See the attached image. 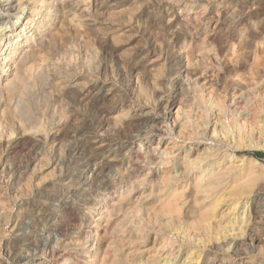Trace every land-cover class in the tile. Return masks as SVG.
Returning a JSON list of instances; mask_svg holds the SVG:
<instances>
[{"label":"rangeland","instance_id":"374dc122","mask_svg":"<svg viewBox=\"0 0 264 264\" xmlns=\"http://www.w3.org/2000/svg\"><path fill=\"white\" fill-rule=\"evenodd\" d=\"M59 10L49 28L40 27L26 45L32 49L40 42L37 50L44 53L28 62L30 68L26 65V88L10 91L4 85L12 75L0 78V264H60L59 256L65 254L74 255L71 264H85L87 246L100 244L91 237V223L102 216L99 207L108 194L106 212L113 209V214L107 217L115 226L105 224V213L101 233L112 230L105 232L104 241L117 242L121 251L112 253L124 264L164 259L181 264L193 248L203 253L199 264L229 258L226 264H264V0H91ZM16 14L2 23L0 19V25L10 26ZM218 121L227 134L216 142L220 152L249 157L259 173L245 236L230 235L221 243L214 237L202 245L195 213L201 216L212 197L204 200L192 190L201 171L193 170L177 186L168 180L185 170L183 156L194 158L213 144L211 126ZM181 140H186L183 147H172ZM143 159V173L156 168L144 181L134 182L132 164ZM124 177H129L125 183ZM172 198L179 202L175 205ZM166 201L178 207L176 217L160 211ZM104 246L99 245L101 256Z\"/></svg>","mask_w":264,"mask_h":264},{"label":"bare ground","instance_id":"6f19581e","mask_svg":"<svg viewBox=\"0 0 264 264\" xmlns=\"http://www.w3.org/2000/svg\"><path fill=\"white\" fill-rule=\"evenodd\" d=\"M57 0H0V19H1V23L4 21V20H9V17L10 15H13L15 12H17L16 14V21L15 22H12L10 23L11 25L9 26H1L0 25V78L2 76H6V75H12L11 77H8L6 80V84L4 85V87L8 88L10 91H17L20 90L22 91L24 88H26L25 86H27L26 84V81H25V78H24V74H25V67L26 65L29 67V63L28 62H35L34 59H36V56L38 54H40V50H37L38 48L40 49V44L38 43L37 45L39 46H35L34 48H29L28 49H25L26 48V45L27 43H29V40L30 38L33 36V34H37L38 35V30L40 29V27L44 26L46 27L49 23H52L53 19L54 18H57L59 16V8L62 10L66 9L67 7H69V5H76V6H81L83 7V5H86V4H90L91 3V0H70L67 2V0H62L60 3L59 0L58 2H56ZM73 7V6H72ZM88 7V6H87ZM82 9V8H81ZM80 9V10H81ZM74 10V9H73ZM65 11V10H64ZM63 11V12H64ZM70 11V10H69ZM64 14V13H63ZM73 14V13H72ZM71 14V15H72ZM62 16V15H61ZM74 17V15L72 16ZM70 16V18H72ZM21 20H24L22 21V26H19L20 23H21ZM73 20V18H72ZM77 20V19H76ZM0 23V24H1ZM46 25V26H45ZM49 27L47 26L46 27V30L48 29ZM42 29V28H41ZM45 29V28H43ZM42 29V30H43ZM31 30L32 31V34H29L31 33ZM50 34V33H49ZM24 37V39H23ZM42 37V36H41ZM26 38V39H25ZM40 38V37H39ZM34 40V39H33ZM41 40V39H40ZM43 40V39H42ZM41 40V42H42ZM48 40V38H47ZM50 43V42H49ZM50 45V44H49ZM24 47V49H23ZM23 49V51H21ZM49 51V50H48ZM39 52V53H38ZM42 55L44 53H41ZM41 54L39 56H41ZM50 56V55H49ZM43 58V57H42ZM40 59V57H39ZM38 60V59H37ZM36 60V61H37ZM41 60V59H40ZM39 61V60H38ZM30 63V64H33V63ZM40 62V61H39ZM33 66V65H32ZM31 66V67H32ZM27 67V69H28ZM39 67H40V64H39ZM38 67V68H39ZM30 68V67H29ZM33 70V69H32ZM35 70V69H34ZM64 70V69H63ZM14 71V72H13ZM31 71V70H30ZM32 72L31 71V76H32ZM48 72V71H47ZM45 73V72H44ZM2 74V75H1ZM28 74V73H27ZM30 74V72H29ZM36 75V73H35ZM27 76V75H26ZM30 76V75H29ZM28 76V77H29ZM30 76V77H31ZM45 76V75H44ZM3 77V78H4ZM29 77V79H30ZM33 77V76H32ZM31 77V78H32ZM37 77V76H36ZM43 77V76H41ZM48 77V76H47ZM27 79V78H26ZM32 79H35L32 78ZM31 79V80H32ZM48 79V78H47ZM30 80V81H31ZM37 80V79H35ZM29 81V82H30ZM38 81V80H37ZM42 81V80H40ZM39 81V82H40ZM182 81V80H181ZM28 82V83H29ZM43 82H45L43 80ZM35 83V82H33ZM54 83V82H53ZM2 85V84H1ZM31 85V84H29ZM28 85V86H29ZM62 85V84H61ZM30 87V86H29ZM2 88V87H1ZM28 88V87H27ZM32 88V87H31ZM36 88V87H35ZM37 89V88H36ZM26 90V89H25ZM2 91V89L0 90ZM41 91V89H40ZM7 93V91H5ZM34 92V90H33ZM45 92V91H44ZM24 93V92H23ZM10 94H13L12 92H10ZM8 94V96L10 95ZM17 94V93H15ZM14 94V95H15ZM21 93L19 92V95ZM25 94V93H24ZM13 95V96H14ZM255 95V94H254ZM17 96V95H16ZM27 96V95H25ZM32 96V95H30ZM10 97V96H9ZM33 97V96H32ZM31 97V99H32ZM256 97V96H255ZM13 97H11L12 99ZM17 98V97H16ZM20 99V97L18 98ZM45 99V98H44ZM205 99V98H204ZM30 100V99H29ZM33 100V99H32ZM19 102V101H18ZM22 103V102H21ZM17 104L19 105V103H16V106ZM27 104V103H26ZM34 104V103H33ZM25 105V104H23ZM29 105V104H28ZM219 105V104H218ZM216 106V107H219V106ZM249 105V104H248ZM15 106V107H16ZM258 106V105H257ZM34 107V106H33ZM28 108V107H27ZM214 108V107H213ZM245 108V107H243ZM18 109V108H17ZM22 109V108H20ZM30 109V108H29ZM25 110V109H24ZM27 110V109H26ZM31 110V109H30ZM63 110V109H62ZM61 110V111H62ZM244 110V109H243ZM253 110V109H252ZM22 111V110H21ZM28 111V110H27ZM25 111V113L27 112ZM218 111V110H216ZM246 111V110H245ZM257 111V110H256ZM255 111V112H256ZM218 113V112H217ZM258 113V112H257ZM28 114V112H27ZM170 114V113H169ZM209 114V113H208ZM259 114H262V113H259ZM128 115V114H126ZM179 114H177L178 116ZM247 115V114H246ZM26 116V115H25ZM30 116V115H28ZM186 117V116H185ZM219 117V116H218ZM228 117V115H227ZM252 117V116H251ZM201 118V117H200ZM250 118V117H249ZM254 118V117H252ZM251 118V119H252ZM180 119V118H179ZM206 119V118H205ZM213 119V118H212ZM228 119V118H227ZM244 119V118H243ZM258 119V118H257ZM226 120V119H225ZM254 120V119H252ZM201 121V120H200ZM234 121V120H233ZM250 121V119H249ZM256 121V120H255ZM222 122V121H221ZM221 122L219 123L216 122V123H213V125L211 126L212 127V133L210 134L211 136V143L213 144H207L205 147H202V150H199L201 151L200 153L198 152V154L192 158L191 156L188 157V160L185 158V156H183V163H182V166L184 167L185 170L182 171V173L179 172L177 173V171H175V169H177V167H175L174 171L176 172V174H172L173 176L168 180V185H172L173 183H175V185L177 186L178 184L182 183V181L184 180H188V177L190 175L191 172H193V170H196V171H201L200 174L198 175H195V180L193 181L194 183V188L192 190L195 189V193L196 194H202L204 196V200L208 199V198H211V204H210V207L207 205L206 207L208 209H206V207L204 209V212L202 213L201 216H198L200 214H198L197 212L195 213L197 215V219L199 217V219L201 220L199 225L197 226L201 233L203 234V237L202 239L200 238L198 242H200L202 245L206 242H211L210 240L212 238H216L217 241H224L226 240L230 235H235V239L239 238V237H242V236H245L246 232H247V228H248V224H249V220L250 219V215L249 213L250 212H247L248 208H249V202H250V199L252 198V195L254 194L255 190V186L257 185L256 184V181H257V173L256 174V171L255 169L251 166L250 162L249 161V157L247 156H242V157H239L235 152H230V151H225L224 153L220 152V147L217 146V141L218 140H221L222 137L226 140L227 139V134L224 133L222 131V128L220 129L219 128V124L221 125ZM241 122V121H240ZM262 122V121H261ZM259 123V122H258ZM257 123V124H258ZM196 124V123H195ZM254 124V122H253ZM260 124V123H259ZM258 124V125H259ZM204 125V124H203ZM237 127V126H236ZM257 128H259V126H257ZM264 128V126H263ZM170 129V128H169ZM236 129V128H235ZM240 129V128H239ZM262 129V128H261ZM260 129V130H261ZM168 130V128H167ZM174 131V130H173ZM188 131V130H187ZM193 131V130H192ZM197 131V130H196ZM221 131V133L219 132ZM262 131V130H261ZM161 132V131H160ZM178 132V131H177ZM241 132V131H240ZM245 132V130H244ZM159 133V132H158ZM179 133V132H178ZM263 133V131H262ZM157 134V133H156ZM176 134V133H175ZM180 134V133H179ZM191 134V133H190ZM231 134V133H230ZM244 134V133H243ZM165 135V134H164ZM174 135V134H173ZM177 135V134H176ZM187 135V133H186ZM166 136V135H165ZM180 136V135H179ZM246 136V135H245ZM188 137V136H186ZM193 137V136H192ZM191 137V138H192ZM239 137V136H238ZM184 138V137H183ZM240 138H243L241 137V134H240ZM239 138V139H240ZM262 138V137H261ZM159 139V138H158ZM182 139V138H181ZM229 139V138H228ZM257 139V138H256ZM187 140V139H186ZM186 140H181V141H176V143L172 146L173 148L175 149H178L179 147H183L185 145V141ZM234 140V139H232ZM249 140V139H248ZM171 141V140H170ZM173 141V140H172ZM190 141V140H188ZM194 141V140H193ZM208 141V140H207ZM169 142V141H168ZM181 142V143H180ZM214 142L216 143L215 146H214ZM232 142V141H231ZM240 142V141H239ZM264 142V141H263ZM151 143V142H150ZM161 141H159L157 143V145L153 148V149H157V146L160 145ZM155 144V143H154ZM165 144H168V143H165ZM254 144V143H253ZM140 145V144H139ZM172 145V144H171ZM239 145V144H238ZM130 146V145H129ZM150 146V145H149ZM163 146V145H162ZM264 146V145H263ZM148 147V146H147ZM166 147V145H165ZM138 148V147H137ZM161 148V147H160ZM159 148V149H160ZM171 148V147H170ZM141 149V148H140ZM143 149V148H142ZM168 148H166L167 150ZM232 149V148H231ZM115 150V149H114ZM189 150H193L191 145L189 146ZM233 150V149H232ZM137 151V150H136ZM133 152V151H131ZM127 153V152H126ZM139 153L138 151L137 152H133L131 154V160L129 161V163H132V159L135 157L134 155ZM155 153V152H154ZM177 153V152H176ZM185 153V152H184ZM130 155V154H129ZM141 155V154H139ZM138 155V156H139ZM184 155V154H183ZM180 156V155H179ZM141 157V156H139ZM145 157V156H144ZM146 158V157H145ZM150 158V157H148ZM160 158V156H159ZM159 158L157 160H159ZM141 159V158H140ZM139 159V160H140ZM156 160V161H157ZM187 160V161H186ZM255 163L257 162L256 160H254ZM259 161V160H258ZM138 162V161H137ZM133 163L132 166H133V169L131 170V174L135 180L134 182H142L146 179V177H149L148 175L152 173L151 169L152 168H156L155 166H152L151 169H149V171L147 172L146 170V173L144 171V167H145V164H147L146 160L143 159L142 160V163ZM128 164V163H127ZM258 164V163H257ZM123 165V163H122ZM152 165V164H151ZM124 166V165H123ZM131 166V165H130ZM131 166V167H132ZM181 166V164H180ZM256 166V165H255ZM116 167V166H115ZM108 168V167H107ZM125 168V167H124ZM172 168V167H171ZM244 168H246V171H244ZM257 168V167H256ZM94 169V168H93ZM168 169V168H167ZM126 170V169H125ZM97 172V171H96ZM171 172V171H170ZM264 172V171H263ZM124 173V172H123ZM160 173V172H159ZM172 173V172H171ZM97 174V173H96ZM166 174V173H165ZM168 174V173H167ZM264 174V173H262ZM169 175V174H168ZM163 177V176H162ZM165 178V177H164ZM127 179H129V177H124L122 181L123 183L127 182ZM167 179V178H166ZM190 180V179H189ZM133 181V180H131ZM130 181V182H131ZM150 181V180H149ZM191 181V180H190ZM129 182V181H128ZM151 182V181H150ZM165 181H162V183H164ZM189 182V181H188ZM154 183V182H153ZM121 185V184H120ZM132 185H135L133 184L132 182ZM160 185V184H159ZM186 185V184H185ZM163 186V185H162ZM173 186V185H172ZM182 186V185H181ZM180 186V189H182ZM188 186H189V183H188ZM133 187V186H132ZM187 187V186H186ZM134 188V187H133ZM132 188V189H133ZM138 188V187H137ZM149 188V187H148ZM164 188V187H163ZM178 188V187H177ZM177 188H176V192H177ZM131 189V188H130ZM136 189V188H135ZM147 189V188H146ZM153 189V187H152ZM185 189V188H184ZM162 190V189H161ZM114 191V190H113ZM130 191V190H128ZM132 191V190H131ZM162 192V191H161ZM175 192V190H174ZM173 192V193H174ZM175 192V193H176ZM193 192V193H194ZM130 193V192H129ZM153 193V192H152ZM175 193L173 195H175ZM123 194V195H122ZM121 195L123 197H125L124 193H122ZM127 194V193H126ZM144 194V193H143ZM181 194V193H180ZM179 194V195H180ZM185 194V192L183 193ZM190 194V193H189ZM128 195V194H127ZM163 195V194H162ZM179 195H177L179 197ZM114 196V195H113ZM129 196V195H128ZM159 196V195H158ZM165 196V195H164ZM182 196V195H180ZM184 196V195H183ZM182 196V197H183ZM193 196V195H192ZM121 197V196H120ZM122 197V198H123ZM182 197L180 199H182ZM110 196L108 194V196H104L102 198V202H101V205H100V209H101V215L103 216L107 210V207L110 205ZM140 198V197H139ZM149 198V197H148ZM190 198V197H189ZM116 199V198H115ZM121 199V198H120ZM119 199V200H120ZM163 199V198H162ZM171 199V198H170ZM173 199V198H172ZM177 199V198H175ZM175 199H173L175 201ZM179 199V198H178ZM179 199V200H180ZM203 199H199V200H203ZM259 199V198H258ZM118 200V199H116ZM122 200H125L124 198ZM121 200V201H122ZM161 200V199H160ZM168 200V199H167ZM172 200V201H173ZM189 199L185 200V201H188ZM114 201V200H113ZM120 201V202H121ZM127 201V200H126ZM126 201L124 203H126ZM139 201V200H138ZM155 201V200H154ZM172 201L171 202H168L166 201L167 203L164 204V206H161V210L162 212H168L170 213L171 215L170 216H173L174 215V212L175 213H178L179 212V209L178 207L176 208V200L175 201V205L172 204ZM184 201V202H185ZM198 201V200H197ZM231 201L230 205H225L223 206L221 209H218V206L221 204V203H225V202H229ZM115 202V201H114ZM113 202V203H114ZM118 202V201H117ZM116 202V203H117ZM179 202V201H178ZM142 203V202H141ZM140 203V204H141ZM151 203V202H150ZM158 203V202H157ZM183 203V201H182ZM192 203V202H191ZM194 203V202H193ZM192 203V204H193ZM115 204V203H114ZM113 204V205H114ZM123 204V202H122ZM155 204V203H154ZM152 203V206L154 205ZM195 204V203H194ZM198 204V203H197ZM228 204V203H227ZM121 205V204H120ZM156 205V204H155ZM154 205V206H155ZM163 205V204H162ZM199 205V204H198ZM115 206V205H114ZM129 206V205H128ZM149 206V205H148ZM153 206V207H154ZM178 206V205H177ZM180 206V204H179ZM197 206V205H196ZM204 206V205H203ZM202 206V207H203ZM222 206V205H221ZM244 207V209L241 210L240 207ZM111 207V206H110ZM109 207V208H110ZM118 207V206H117ZM123 207V206H122ZM137 207V206H136ZM147 207V206H146ZM151 207V204L150 206ZM156 207V206H155ZM163 207V208H162ZM121 206L118 208L119 210ZM140 208V207H139ZM178 209V210H175ZM181 208V207H179ZM124 209V208H122ZM257 209V208H256ZM99 210V209H98ZM113 211V209H111ZM138 207H137V211H138ZM142 210V209H141ZM156 210V209H154ZM200 210V209H199ZM100 211V210H99ZM112 211L108 210V213L110 212V214H113L111 213ZM115 211V210H114ZM123 211V210H122ZM120 211V213H124ZM126 211V210H125ZM158 211V209H157ZM180 211H184L182 210V208L180 209ZM192 211V210H191ZM201 211V210H200ZM119 212V211H118ZM136 212V210H135ZM140 212V211H139ZM154 212V211H152ZM195 212V211H194ZM193 212V214H194ZM107 215L105 214L103 217H107L109 216V218H111L110 216L111 215ZM117 213V211H116ZM119 213V214H120ZM156 213V212H154ZM153 213V214H154ZM173 213V215H172ZM182 212H180L181 214ZM200 213V212H199ZM247 213V214H246ZM117 213V215H119ZM139 214V213H138ZM152 214V215H153ZM191 213V215H193ZM194 214V215H195ZM125 217H128L126 216V213L124 214ZM148 215V213H147ZM165 215V214H164ZM168 216V214H166ZM182 215V214H181ZM101 216V217H102ZM115 216V215H113ZM121 216V215H120ZM149 216V215H148ZM154 216V215H153ZM175 216V215H174ZM188 216V215H187ZM101 217H96L94 218L93 220V223H91V228L94 229V233L91 234V237H97L99 238L100 240V244H90L87 246L86 248V251L84 252V257H85V260H86V263L85 264H124L122 263L123 259L120 258V256H117L119 255V251L120 249L117 250V248H119L118 244L116 241L112 240V239H107L106 241H104V237L103 235L105 236V232H108V234L110 235L109 231L105 230L104 234L102 235L101 231L103 230L104 226L102 225L100 219ZM102 217V218H103ZM119 217V216H118ZM130 217V216H129ZM166 217V216H165ZM176 217V216H175ZM108 218V217H107ZM108 218L107 222H105V224H112L113 222ZM117 218V217H116ZM131 218V217H130ZM147 218V217H146ZM179 218V216H178ZM187 218V217H186ZM185 218V219H186ZM190 218V217H189ZM253 218V217H251ZM56 219V218H55ZM105 219V218H104ZM112 219V218H111ZM150 219H151V216H150ZM184 219V220H185ZM126 220V219H125ZM149 220V219H148ZM116 221V220H115ZM124 221V220H123ZM110 222V223H109ZM112 222V223H111ZM118 222H119V219H118ZM127 222H130L129 219ZM158 222V220H157ZM186 222V221H185ZM191 222V221H189ZM194 222V221H192ZM192 222H191V229L193 228V225H192ZM199 222V221H198ZM165 223V222H164ZM178 225L180 226V222L178 221ZM104 224V225H105ZM115 223H113L114 225ZM118 224V223H117ZM129 224V223H128ZM137 224V223H136ZM134 224V225H136ZM141 224V223H140ZM159 224V223H158ZM162 224V223H161ZM169 224V223H168ZM194 224V223H193ZM133 225V224H132ZM133 225V227H134ZM138 225V224H137ZM188 225V226H189ZM112 226V225H111ZM110 226V227H111ZM115 226V225H114ZM121 225H119L120 227ZM127 226V225H125ZM143 226V225H142ZM56 227V226H55ZM108 227V229L110 228ZM139 227V226H138ZM162 227V226H161ZM189 227V228H190ZM106 228V227H105ZM114 228V227H113ZM121 228V227H120ZM123 228V227H122ZM132 228V227H131ZM136 227H134L133 229H135ZM141 228V227H140ZM139 228V229H140ZM178 228V227H177ZM112 229V228H111ZM119 229V228H117ZM124 229V228H123ZM126 229V227H125ZM156 229V228H155ZM179 229V228H178ZM189 229V230H191ZM250 229V228H249ZM176 230V229H175ZM194 230V228H193ZM112 231V230H111ZM110 231V232H111ZM124 231V230H123ZM137 231H140L137 229ZM192 231V230H191ZM196 231V230H195ZM93 232V230H92ZM117 232V231H116ZM120 232V231H119ZM159 232V231H158ZM173 232V231H172ZM171 232V234H172ZM181 232V230H180ZM91 233V232H90ZM131 233L130 231L128 232V234ZM179 233V232H178ZM89 234V233H88ZM107 234V233H106ZM114 234V233H113ZM119 234V233H118ZM124 234H125V231H124ZM123 234V235H124ZM137 234V233H136ZM157 234V233H156ZM194 234V233H193ZM84 235V234H83ZM117 235V234H115ZM122 234H119L118 236H120ZM131 235V234H130ZM142 235V233H141ZM140 235V236H141ZM177 235V233L175 234ZM183 235V234H182ZM117 236V237H118ZM136 236V235H135ZM155 236V235H154ZM167 236V235H165ZM164 236V237H165ZM192 236V234H191ZM196 236H199L198 235V232L196 234ZM124 237V236H123ZM129 237V236H128ZM133 237V236H132ZM132 237L130 239H132ZM175 237V236H174ZM83 238V237H82ZM81 238V239H82ZM115 238V237H114ZM122 238V237H121ZM155 238V237H154ZM167 238V237H166ZM184 238V237H182ZM199 238V237H198ZM117 239V238H116ZM120 239V238H118ZM124 239V238H122ZM127 240V237L125 238ZM134 239V238H133ZM140 239V242H141V238ZM138 239V241H139ZM96 240V239H95ZM121 240V239H120ZM125 240V241H126ZM157 240V239H156ZM167 240V239H166ZM189 240V237L188 239ZM192 240V239H191ZM215 240V241H216ZM124 241V242H125ZM130 241V240H129ZM134 241V240H132ZM165 241V240H164ZM163 241V242H164ZM55 242V241H54ZM57 242V241H56ZM55 242V243H56ZM81 242V241H79ZM120 242H123V241H120ZM123 242V243H124ZM144 242V241H143ZM141 242V243H143ZM153 242V241H152ZM151 242V243H152ZM178 242V240H177ZM193 242V241H192ZM197 242V241H196ZM54 243L55 246H57L56 244ZM105 243V248H104V251L102 253V256L100 255L99 253V245L103 244L104 245ZM128 243V241H127ZM135 243V242H134ZM182 243V242H181ZM198 243V244H200ZM221 243V242H220ZM219 243V244H220ZM224 243V242H223ZM226 243V242H225ZM242 243V242H241ZM129 244V243H128ZM153 244V243H152ZM163 244V243H162ZM208 244V243H206ZM232 244V242H231ZM240 244V243H239ZM53 245V247H54ZM133 245V244H132ZM154 245V244H153ZM166 245V244H164ZM183 245V244H182ZM209 245H212L209 243ZM221 245V244H220ZM122 245H120L121 247ZM152 246V245H150ZM156 246V245H155ZM159 246V245H158ZM226 246V245H225ZM230 246V245H229ZM228 246V247H229ZM240 246V245H239ZM242 246V245H241ZM52 247V248H53ZM103 247V246H102ZM124 247V246H123ZM122 247V248H123ZM130 247V246H129ZM140 247V246H139ZM181 247V246H180ZM203 247V246H202ZM227 247V248H228ZM166 248V247H164ZM173 247H171L172 249ZM231 248V246H230ZM81 249V248H80ZM127 249V248H125ZM134 249V247H133ZM140 249V248H139ZM148 249V248H146ZM175 249V248H174ZM177 249V248H176ZM201 249V248H200ZM200 249H188L187 250V253H186V256L185 259L181 262V264H199L200 262V258L202 256V251H200ZM203 249V248H202ZM226 249V248H225ZM229 249V248H228ZM236 249V247H235ZM53 250V249H52ZM66 250V249H65ZM149 250V249H148ZM151 250V248H150ZM186 250V249H185ZM73 251V250H72ZM77 251V250H76ZM101 251V252H102ZM115 252V251H118V254L116 255L115 253L113 254L112 252ZM121 251V250H120ZM176 251V250H175ZM56 252V250H55ZM64 252V251H63ZM125 252V251H123ZM133 252V251H132ZM151 252V251H150ZM223 252H226L223 251ZM53 253V252H52ZM57 253V252H56ZM61 253V252H60ZM131 253V251H130ZM156 253V252H155ZM153 253V254H155ZM158 253V252H157ZM165 253V252H164ZM174 253V252H173ZM181 253V249H179L177 251V254H180ZM235 253V252H234ZM77 254V253H76ZM128 254V253H127ZM127 254L125 256H127ZM162 254V252L160 253ZM196 254H198L199 256L197 257V259L193 262H191L193 259L196 258ZM223 254V253H222ZM230 254V252H229ZM236 254V253H235ZM52 255V254H51ZM112 255L114 256L112 258ZM159 255V253H158ZM224 255V254H223ZM237 255V254H236ZM117 256V257H116ZM125 256H124V259H125ZM129 256V255H128ZM127 256V257H128ZM148 256H150L148 254ZM164 255H162L163 257ZM173 256V255H171ZM176 258L178 257V255H175ZM212 256V255H211ZM241 256V255H240ZM61 257V263L60 264H71L73 262V259H74V255L72 254H65L63 256H59ZM79 257V255H78ZM82 257V256H81ZM123 257V256H121ZM132 257V256H131ZM175 258V257H174ZM182 258V257H181ZM27 259V258H26ZM127 260H129L128 258H126ZM145 259H147L145 257ZM157 259V258H156ZM29 260V259H28ZM141 260V259H140ZM173 260V259H171ZM180 260V259H179ZM48 261V260H47ZM79 261V260H78ZM131 261V259H130ZM133 261V260H132ZM135 261V260H134ZM148 261V260H146ZM156 260H154L155 262ZM177 261V260H176ZM175 261V262H176ZM231 259H226L224 260L221 264H226L228 262H230ZM33 262V261H32ZM58 262V261H57ZM55 262V264H59ZM60 262V261H59ZM80 262V261H79ZM136 262V261H135ZM134 262V263H135ZM139 262V260H138ZM137 262V263H138ZM145 262V261H144ZM153 262V263H154ZM178 262V261H177ZM234 262V261H233ZM243 262V261H242ZM133 263V262H132ZM148 264H150L151 262H147ZM156 263V262H155ZM172 263V262H171ZM12 264V263H11ZM54 264V263H53ZM83 264V262H82ZM131 264V263H129ZM141 264H142V261H141ZM146 264V263H145ZM156 264H170V260L169 259H164L163 262H158Z\"/></svg>","mask_w":264,"mask_h":264},{"label":"trees","instance_id":"16d2710c","mask_svg":"<svg viewBox=\"0 0 264 264\" xmlns=\"http://www.w3.org/2000/svg\"><path fill=\"white\" fill-rule=\"evenodd\" d=\"M256 156H261V153H255Z\"/></svg>","mask_w":264,"mask_h":264}]
</instances>
